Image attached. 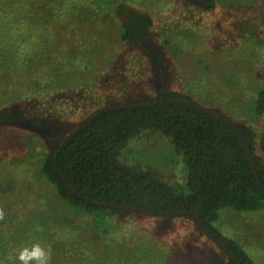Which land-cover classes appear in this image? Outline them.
Instances as JSON below:
<instances>
[{
    "label": "rangeland",
    "instance_id": "374dc122",
    "mask_svg": "<svg viewBox=\"0 0 264 264\" xmlns=\"http://www.w3.org/2000/svg\"><path fill=\"white\" fill-rule=\"evenodd\" d=\"M82 1L93 15L82 26L88 40L72 32L66 18L25 1L30 43L42 39L68 66L73 64L76 89L67 92L68 102L57 104L56 95L65 97L63 92L33 94L41 87L30 83L22 86V91L29 90L26 95L14 94L15 82L0 74L1 108L21 107L31 117L49 118L53 132L65 137L98 108L150 100L159 88L164 93L178 90L201 106L249 124L255 131L256 153L264 162V114L255 117L252 110L257 90L264 87V0L211 9L197 5V0H123L153 15L149 38L157 52L152 55L120 40L119 20L111 6L94 10L97 4ZM54 145L38 129L0 126V264H20L18 253L33 244L46 250L47 264H67L54 252L60 244L75 243L68 264H126L121 260L133 252L130 244L141 243L150 246L148 264H225L223 251L185 218L138 212L120 218L107 213L98 222L91 214L69 208L40 170L41 157ZM119 157L170 184H185V158L160 133H140ZM38 216L41 223L35 222ZM26 225L38 228L25 236L21 229ZM215 225L236 239L255 264H264V207L251 212L225 208ZM69 235L75 239L63 240Z\"/></svg>",
    "mask_w": 264,
    "mask_h": 264
},
{
    "label": "trees",
    "instance_id": "16d2710c",
    "mask_svg": "<svg viewBox=\"0 0 264 264\" xmlns=\"http://www.w3.org/2000/svg\"><path fill=\"white\" fill-rule=\"evenodd\" d=\"M25 1H35L44 10L66 18L65 23L69 29L86 40L88 37L82 26L91 20L92 10L82 0H0V74L9 76L15 82L14 94L26 95L29 90L22 91L23 84H36L41 88L33 91V94L43 91H56V94L63 92L65 97L60 94L56 95V98L57 104L65 105L69 100L67 92L76 89L71 76L73 64L70 62L68 66L42 39L30 43V31L25 32L24 25V19L28 15L25 9L28 4ZM226 1L222 4L223 0H197L196 4L205 9L221 5L224 8L247 5L244 0ZM91 2L93 6L97 4L94 10L100 6L112 7L113 15L119 20L120 40L123 43L151 55L157 52L149 38L154 26V17L150 12L140 10L123 0ZM250 34L253 33L248 32L252 38ZM155 99H180L198 104L191 96L181 91L164 93L162 88H159L157 95L150 100ZM134 102L138 101L126 104ZM111 105L116 104L108 106ZM100 109H96L89 116ZM213 110L231 121L248 141L258 178L248 159L245 145L235 131L212 115L186 105L159 103L102 112L81 132L74 135L60 151L56 166L53 164V156L64 137L53 132L49 118L31 117L21 107L4 109L0 106V126L26 125L33 130L38 129L45 137L55 141L51 151L41 157L40 170L56 195L66 202L69 208L91 214L98 222L104 221L107 213L120 218L134 213L123 208L87 202L78 197L68 189L57 169L77 193L93 201L129 204L155 211L194 212L198 214L206 229L238 257L240 264H255L251 254L236 239L224 235L215 223L220 217V211L225 208L251 212L264 207V162L256 153L253 128L249 124L232 120L217 108ZM252 110L255 117L264 114L263 86L257 90ZM87 118L71 127L66 134ZM152 131L169 137L175 153L184 156L186 181L183 186L170 184L154 175L153 171L126 164L120 159V151L133 138L142 132ZM260 145L264 151V132ZM167 217L193 221L204 234L193 216ZM42 219L38 216L35 222L41 223ZM35 228L30 225L23 226L22 235L30 236ZM72 239H75V235H69L63 240ZM76 245L77 243L60 244L54 253L65 257L68 264L71 255L69 253L73 252ZM130 246H133V252L129 253L130 256L125 255L121 261L126 264H148L152 255L150 246L144 243ZM223 253L226 255L225 264H237L234 258L224 251Z\"/></svg>",
    "mask_w": 264,
    "mask_h": 264
},
{
    "label": "water",
    "instance_id": "95a60500",
    "mask_svg": "<svg viewBox=\"0 0 264 264\" xmlns=\"http://www.w3.org/2000/svg\"><path fill=\"white\" fill-rule=\"evenodd\" d=\"M172 104V103H176V104H181V105H186L188 107H192L195 109H198L200 111H203L207 114L212 115L213 117H215L216 119L225 122L227 125H229L234 131L235 133L239 136V138L242 140V142L245 145L246 151H247V156L248 159L251 163V166L254 170V173L256 175V177L258 178V174H257V167L251 152V149L249 147V143L248 141L244 138V136L240 133V131L238 130V128L228 119H226L223 115L215 112L213 109L211 108H207L204 106H201L199 104L196 103H192V102H187L185 100H180V99H155V100H149V101H138V102H134V103H130V104H116V105H111V106H105L103 108H101L100 110L94 112L91 116H89V118H87V120H85L82 124H80L78 127H76L73 131H71L69 134H67L62 142L60 143L59 148L56 150L54 156H53V164L56 166V158L58 156V154L60 153V151L67 145V143L72 139V137L74 135H76L77 133L81 132L95 117H97L100 113L105 112V111H109L112 109H124V108H133V107H139V106H147V105H155V104ZM58 174L60 175V177L64 180L66 186L68 187V189L75 193L78 197L86 200L87 202H92V203H97L100 205H105V206H109V207H114V208H123V209H127L133 212H138L141 214H148V215H156V216H169V215H175V216H183V215H190L193 216L200 228L202 229V231L204 232V234L211 239L212 241L216 242L217 245H219L222 250L224 252H226L228 255H230L232 258H234V260L237 262V264H240L238 257L219 239H217L215 236H213L209 230L206 229V227L204 226L202 220L200 219V217L198 216V214L191 212V211H178V210H174V211H155V210H151L149 208H144V207H138V206H133V205H129V204H119V203H110V202H98V201H93L89 198H85L83 197L81 194L77 193L76 190L73 188V186L70 184V182L65 178V176L61 173V171L59 169H57ZM264 191V189H263Z\"/></svg>",
    "mask_w": 264,
    "mask_h": 264
},
{
    "label": "clouds",
    "instance_id": "9594fccd",
    "mask_svg": "<svg viewBox=\"0 0 264 264\" xmlns=\"http://www.w3.org/2000/svg\"><path fill=\"white\" fill-rule=\"evenodd\" d=\"M20 264H47L48 253L40 244L25 247L17 255Z\"/></svg>",
    "mask_w": 264,
    "mask_h": 264
}]
</instances>
